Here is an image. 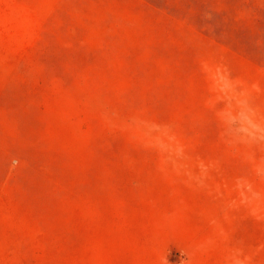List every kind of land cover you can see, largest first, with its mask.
I'll return each instance as SVG.
<instances>
[{"label":"rangeland","instance_id":"obj_1","mask_svg":"<svg viewBox=\"0 0 264 264\" xmlns=\"http://www.w3.org/2000/svg\"><path fill=\"white\" fill-rule=\"evenodd\" d=\"M0 264H264V0H0Z\"/></svg>","mask_w":264,"mask_h":264}]
</instances>
